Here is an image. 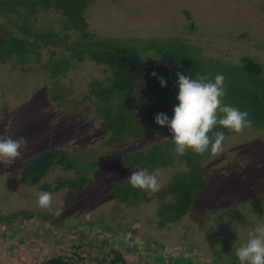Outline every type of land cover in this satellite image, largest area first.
Returning a JSON list of instances; mask_svg holds the SVG:
<instances>
[{"label": "rangeland", "instance_id": "374dc122", "mask_svg": "<svg viewBox=\"0 0 264 264\" xmlns=\"http://www.w3.org/2000/svg\"><path fill=\"white\" fill-rule=\"evenodd\" d=\"M16 9L34 32L54 31L58 42L41 43L24 59L0 58V135L27 140L21 158L0 164V264H213L216 256L240 264L235 250L264 224V127L226 136L221 154L203 158L206 187L182 215L165 190L189 169L171 149L172 164L156 167L169 158L157 153L147 169L160 189L129 195L128 178L142 156L152 159L171 132L111 143L93 94L97 83L111 81L110 66L76 60L77 35L52 12ZM85 19L97 38L133 48L145 62L193 53L235 69L253 60L264 76V0H90ZM25 20L0 8V39L7 32L23 37L17 26ZM169 71L177 82L181 70ZM42 156L50 169L39 186L25 185V170ZM44 185L51 188L40 190ZM40 192L52 193L49 209L38 206Z\"/></svg>", "mask_w": 264, "mask_h": 264}, {"label": "trees", "instance_id": "16d2710c", "mask_svg": "<svg viewBox=\"0 0 264 264\" xmlns=\"http://www.w3.org/2000/svg\"><path fill=\"white\" fill-rule=\"evenodd\" d=\"M19 5H27L31 9L40 7L44 11H50L56 15L59 24L74 31L77 39L71 50L76 60L84 61L89 58L98 64L110 66L111 81L106 86L97 83L93 86V94L99 100L97 111L111 134V143H118L124 137L142 138L160 131L170 132L167 126L157 125L154 117L159 113H164L171 119L173 108L178 104L179 89L176 80L170 74L171 67L181 70L183 74L193 79L200 75L208 77L212 82L217 74H222L225 91L222 103L247 112L248 119L252 122L251 125L264 127V76L262 66L253 60H245L242 67L235 69H230L219 61H205L200 57L197 58L193 53L175 60L163 57L165 63L161 65L156 62H145L140 59L133 48H125L108 40L97 38L88 30L85 12L90 6V0H5L0 3V8L20 16V20H25L24 15L16 9ZM27 23L28 21L25 20L23 26H17L18 31L24 36L28 34L33 37L34 41L31 42L24 36L19 37L10 32L4 33L0 39V58L16 56L24 59L43 45H57V33L51 30L36 33L28 27ZM62 60H69V58ZM152 72L163 77L167 81V86L161 87L158 79L151 75ZM143 101H147L148 105H142ZM215 131L224 132L225 137L234 134L220 125L213 129V132ZM209 136H212L211 132ZM170 149L177 154L173 138L158 146L156 151L152 152V159L145 155L142 156L141 162L144 164L142 163L143 166L139 164L140 169L153 168V162L161 157L157 153H162V157L169 158H165L168 161H161L160 164L155 165L156 167L172 164L175 158L167 154ZM210 152L209 148L208 152L199 155L188 149L185 155H179V160L185 163L189 172L165 190V193L175 197L174 206L179 216L192 207L197 194L206 187L201 163ZM48 161L47 156L36 159L25 170L21 179L22 183L30 182L33 185L39 183L50 169V164H48L49 167L47 166ZM59 163L63 165L64 162ZM28 179L30 181H27ZM127 184L129 195L137 194L141 190L133 188L130 183ZM43 188L48 189L49 186L44 185ZM122 188L123 182L116 185L119 196L123 191L120 190ZM128 194H125L127 196L123 201L127 199Z\"/></svg>", "mask_w": 264, "mask_h": 264}, {"label": "clouds", "instance_id": "9594fccd", "mask_svg": "<svg viewBox=\"0 0 264 264\" xmlns=\"http://www.w3.org/2000/svg\"><path fill=\"white\" fill-rule=\"evenodd\" d=\"M151 75L158 79L161 87L167 86V81L158 73L152 72ZM176 75L178 104L173 108V116L170 119L166 114L159 113L154 121L161 127L167 126L178 155H185L188 149L203 155L209 148L212 155H219L224 150L225 134L222 131L213 132L217 125L234 133L251 127L252 122L248 119L247 112L222 103L225 95L222 74H217L214 82L206 76L197 75L193 79L180 72ZM210 132L212 136H209ZM26 148L27 140L23 136L13 138L0 135V164L12 165L22 157ZM128 180L133 188L150 192L160 189L157 176L147 169L133 171ZM37 204L40 208L49 209L52 205V193L40 192ZM235 255L240 264H264V224L249 232V239L235 250Z\"/></svg>", "mask_w": 264, "mask_h": 264}, {"label": "flooded vegetation", "instance_id": "af4514ba", "mask_svg": "<svg viewBox=\"0 0 264 264\" xmlns=\"http://www.w3.org/2000/svg\"><path fill=\"white\" fill-rule=\"evenodd\" d=\"M26 185V184H25ZM31 187H37V186H39L38 184H34V185H30ZM40 188V190H42V191H48V189H50V187L47 189V188H43V186L42 187H39ZM31 217V215H27L26 217H24V218H30ZM101 225H103V224H101ZM119 235V234H118ZM221 258H222V256H216L215 257V259H213V264H227L228 262H226L225 261V259L223 258V260H221ZM55 260H60V261H64V262H67V263H69V264H78L77 262H75V261H71V260H64V259H55ZM50 261V260H49ZM48 261H46L44 264H46Z\"/></svg>", "mask_w": 264, "mask_h": 264}, {"label": "water", "instance_id": "95a60500", "mask_svg": "<svg viewBox=\"0 0 264 264\" xmlns=\"http://www.w3.org/2000/svg\"><path fill=\"white\" fill-rule=\"evenodd\" d=\"M46 264H69V263L60 260H50Z\"/></svg>", "mask_w": 264, "mask_h": 264}]
</instances>
